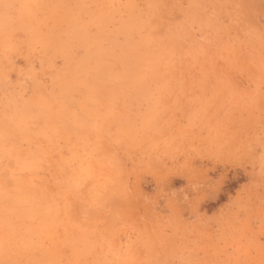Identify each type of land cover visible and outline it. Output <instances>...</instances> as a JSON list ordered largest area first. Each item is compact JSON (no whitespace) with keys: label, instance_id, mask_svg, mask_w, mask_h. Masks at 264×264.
Segmentation results:
<instances>
[{"label":"rangeland","instance_id":"rangeland-1","mask_svg":"<svg viewBox=\"0 0 264 264\" xmlns=\"http://www.w3.org/2000/svg\"><path fill=\"white\" fill-rule=\"evenodd\" d=\"M0 264H264V0H0Z\"/></svg>","mask_w":264,"mask_h":264}]
</instances>
